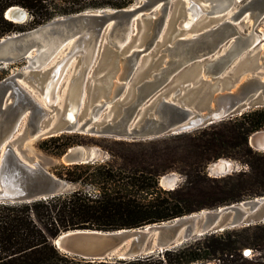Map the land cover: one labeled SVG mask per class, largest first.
I'll return each mask as SVG.
<instances>
[{"label": "water", "instance_id": "95a60500", "mask_svg": "<svg viewBox=\"0 0 264 264\" xmlns=\"http://www.w3.org/2000/svg\"><path fill=\"white\" fill-rule=\"evenodd\" d=\"M140 1L141 4L130 8L63 17L0 40V67L6 68L25 61L28 71L33 74L29 78L36 91L33 94L24 87L28 85V77L25 78L23 73L0 81V203H32L64 195L72 189V184L58 178L40 162L27 157L20 146L12 145L27 112V140L77 133L136 142L185 134L225 119L242 116L253 108L264 107V77L258 74L247 75L235 88L219 91L214 97V107L202 112L185 100L190 83L163 92L179 74L189 68L202 66L206 76L218 79L238 58L258 46H263L264 57L263 40L254 31L242 35L238 28L242 20H253L256 25L264 19V0H251V5L244 12L229 17L213 28L189 37L175 38H172L173 28L185 35L184 32H189L195 26L196 21L189 29L184 24L191 21L189 13L196 3L191 0L194 3L185 7L186 18L176 22L171 11L173 0ZM155 12L157 15H154ZM5 16L16 24H25L28 20V13L21 7L10 8ZM136 31L138 35L146 34L147 38L142 46L127 50ZM71 39L77 40L82 48L83 55L77 58L82 62L83 69L76 79L70 102H67L62 112L57 109L58 103L43 105L52 68L47 69L49 65L34 67L33 57L46 41L69 43ZM103 39L106 40L105 51L114 59L115 64L120 65L118 81L121 83L116 85L108 98L98 100L96 86L88 77L85 104L77 115L71 108L72 104L79 102L87 67L96 45ZM162 41L166 44L159 47ZM155 53L157 56H154ZM164 56L167 61L160 68L159 63ZM147 57L153 58L152 67L149 72L139 74L133 87L134 98L128 106L123 107L121 117L116 121L99 124L109 108L125 100L123 94L127 93L128 85ZM87 101L92 103L90 117L81 123ZM151 101L157 102L154 113L156 117L146 118L138 126V114ZM48 110L57 112L55 122L54 117L48 116ZM18 123L19 127L11 138L6 137ZM261 139L264 140V131L254 133L249 140L251 147L258 152H264V141L261 144ZM96 160L94 150L77 146L70 148L56 161L72 166ZM233 171L234 168L218 173L210 168L214 177H223ZM161 185L166 190H174L179 186V179H175L173 174L167 175L161 178ZM257 224H264V196L137 229L71 230L51 241L61 253L76 260L114 264L161 254L206 236Z\"/></svg>", "mask_w": 264, "mask_h": 264}, {"label": "trees", "instance_id": "16d2710c", "mask_svg": "<svg viewBox=\"0 0 264 264\" xmlns=\"http://www.w3.org/2000/svg\"><path fill=\"white\" fill-rule=\"evenodd\" d=\"M44 1L0 0V40L52 20L58 12H53ZM67 2L79 8L66 9L61 14L80 12L86 6L125 9L133 0ZM12 7L28 10L33 17L32 22L29 25L16 24L6 19V12ZM6 76L5 71H0V81ZM263 130L264 109H258L228 122L219 131L199 138L193 146L197 156L194 171L174 190L160 186L161 178L175 170V157L168 147V139L106 141L111 144L107 161L61 165L52 170L58 178L80 186L79 189L32 203H0V264H113L76 260L61 253L51 240L77 229H137L205 209L263 197L264 155L254 153L249 147L250 137ZM75 140L62 135L51 138L45 145L48 146V142L66 141L58 148H47L49 152L62 156L69 148L80 143ZM240 148H244L250 157L249 172L214 180L205 176V166L225 157L229 150ZM200 161L202 168L198 167ZM85 186L92 187L94 192L85 190ZM257 229L260 226L206 236L171 251L114 264H195L225 261L223 258L226 255L234 259L242 248L264 244L262 237L254 233ZM229 264L234 262L230 261Z\"/></svg>", "mask_w": 264, "mask_h": 264}, {"label": "rangeland", "instance_id": "374dc122", "mask_svg": "<svg viewBox=\"0 0 264 264\" xmlns=\"http://www.w3.org/2000/svg\"><path fill=\"white\" fill-rule=\"evenodd\" d=\"M196 4H198L202 10L203 14L196 20L195 26L189 31L184 32L185 35L181 34L178 30L173 28L172 38L185 36L189 37L192 34L196 32H201L203 30H206L208 28H213L217 24H220L224 21H226L229 17L233 15H239L240 13L244 12V10L251 5V0H193ZM44 3L48 5L53 12H58V14L49 22L45 23L48 24L56 19H60L67 16L76 15L79 13H86V12H107V11H113L118 9L113 8H95L91 6H86L83 8L80 12L70 13V14H61L63 10H68L70 8H79L74 7V3L67 2V0H45ZM85 4V3H83ZM89 4V3H88ZM141 4L140 0H133V3L129 5L127 8L134 7L136 5ZM190 3L185 0H173L171 5V11L173 13V16L175 17V21L178 20H184L186 18L185 14V7L189 6ZM28 13V20L25 23V25H29L33 17L31 13L24 9ZM210 12H214L213 14H208ZM154 15H157V12L154 13ZM175 22V23H176ZM43 24V25H45ZM42 26V25H41ZM39 27V26H38ZM37 28V27H36ZM238 28L240 29V32L242 35H247L251 31H254L258 36L259 39L263 40L264 43V19L261 20L258 24H254L253 20L246 19L242 20L238 24ZM35 28H31L29 30H32ZM147 35H143L142 33L138 35V32L136 31L134 34L133 39L131 40V44L127 47V50H129L131 47L136 48L142 46L143 42L146 40ZM75 39H72L69 41V43L62 48L58 54L51 60L49 66H47V69L52 68V70L56 67V65L59 63V61L62 60L63 57H66V55L69 52L70 45ZM98 52L96 55L95 63L89 73V77H91V83H94L95 89L97 91L95 94L97 95L98 100H101V98H108L115 90L116 85L120 84L121 82L118 81V75L121 73L120 65L115 64L114 59H112L108 53L105 51V44L106 40H100ZM171 42V41H170ZM169 42V43H170ZM166 44L164 41L161 42L160 46H163ZM263 52V46H258L255 50L250 51L246 54H244L242 57L238 58L223 74L221 78L214 79L211 76L205 75V70L202 68V66H196L194 68H189L179 74L172 84H170L163 92H167L168 90L171 91L172 89L176 90L178 87H185L187 84H191L190 90L188 89V95L185 96V100H188V104H192L194 108L199 110L200 112L204 111L205 109L214 107V97L216 94L219 93V91L223 89H230L235 88L247 75L249 74H258L261 77H264V57L262 55ZM154 56H157V53H155ZM156 59V58H154ZM152 60V61H151ZM153 58L147 57L139 67V70L134 75L131 83L128 85L127 93L123 94V98H125L124 101L121 103H118L117 106L109 108L103 115V120L100 121L99 124H103L106 121H116L121 117V111L124 106H128L134 98V92L133 87L136 85V82L138 80L139 74L144 71H150L152 64H153ZM165 61H167V58L164 56L161 59V62L159 63L160 68L165 66ZM74 66L71 68L68 73V76L66 77L65 85L61 89L58 95V107L57 109L62 110V112L65 110L67 101V89L69 88L71 79H74L77 75V72L81 68V62L78 58L74 61ZM153 70V69H152ZM0 71H5L7 73V77H10L14 74H20L23 73L25 75V78L28 77V80L26 81L28 85H24V87L28 90L33 92V94L36 93L34 90V83L32 80H30V76L33 75L30 73L27 69V63L25 61L17 62L13 65H10L6 68L0 67ZM132 86V89L130 88ZM177 86V87H176ZM94 89V90H95ZM186 90V89H185ZM161 92V93H163ZM37 97H39V94H37ZM38 99V98H37ZM43 105L44 102H43ZM92 103L87 101V107L84 114L81 116V123L85 120L89 119V112L91 110ZM264 109V107L259 108ZM157 110V102H150L148 103L143 110L138 114V118L136 120V124L140 126L143 124V121L146 118L150 117H156L154 115L155 111ZM258 110L256 108H253L244 114ZM48 116L54 117L53 122L56 121V113H52V110H48ZM29 115V112H27L24 116L23 121L21 122L20 128L18 132L15 134V138L12 140V145L15 147L20 146L21 150L24 151L25 155L31 159L36 160L37 162H40L44 167L48 168L51 172L54 168L61 166L62 164L57 163V159H59L62 156H57L47 150L48 147L51 148H58L59 146L66 143V141H59V142H48V146L45 145V142L49 141L51 138H38L36 140H27L26 139V133H27V116ZM241 116L234 117L233 119H225L219 122H216L213 125L205 126L198 128L196 130H193L192 132H188L181 135L176 136H168L163 137L159 140L168 139V147L171 149L172 154L174 155L175 159L173 161V165L175 170L170 172L167 175L175 174L177 178L179 179V186L186 181V179L190 176V174L194 171V167L196 166L195 162L197 161L195 150L193 148L194 143L198 142V139L207 136L210 133H213L214 131H219L220 129H223L224 126L228 124L230 121H234L236 118H240ZM264 131V130H263ZM65 136H69L72 138H76V142H80L79 144L72 146H83L88 149L94 150L97 155L96 161H107L109 156V151H111L110 147L111 144H108L106 141L108 140H115L112 138H104V137H98V136H89V135H80L77 133L74 134H64ZM62 136V135H59ZM58 137V136H56ZM79 137V138H77ZM251 138V137H250ZM153 140V141H157ZM250 140V139H249ZM133 142V141H129ZM140 142V141H136ZM110 146V147H109ZM249 147L254 151V153H259L261 155H264V152H258L255 149H253L249 143ZM46 148V150H45ZM116 151L120 150V148H114ZM226 154V153H225ZM222 160H225L227 162H230L233 165L234 171L226 176L223 177H214L210 173V168L213 164L218 163ZM250 157L245 153L244 148H240L237 150H229L228 153L225 155V157H222L221 159L212 162L205 166L203 168L205 176L211 180L214 179H220L231 175H236L240 173L249 172L251 170L249 161ZM199 168H202L201 161L199 163ZM160 186L164 188L161 185L160 180ZM178 186V187H179ZM80 186L78 185H72V189L76 190L79 189ZM85 190L94 192V189L90 186H85ZM255 190V189H253ZM219 208V207H218ZM215 208V209H218ZM206 210V209H205ZM254 226H260V229H257L254 233L258 236L262 237V241H264V224H257ZM248 228V227H245ZM243 228H238L234 230H230L229 232L235 231V230H241ZM228 232V231H226ZM224 232V233H226ZM222 233V234H224ZM253 233H251L252 235ZM221 234H217L215 236H219ZM246 253H250V255H246ZM225 261L220 260H214L211 262H205V263H195V264H229L230 261H233L234 264H264V244L260 246H248L245 248H242L240 252H238V256H236L233 259V256H224ZM228 260V261H227Z\"/></svg>", "mask_w": 264, "mask_h": 264}, {"label": "bare ground", "instance_id": "6f19581e", "mask_svg": "<svg viewBox=\"0 0 264 264\" xmlns=\"http://www.w3.org/2000/svg\"><path fill=\"white\" fill-rule=\"evenodd\" d=\"M188 2L190 3V5L191 3H194L191 0H188ZM202 14H203L202 8L198 4L193 5L192 10L189 13V16L191 17V21L189 23H185L184 27L189 29L192 23L196 21ZM67 44L68 43L66 42H58V41L57 42L56 41L44 42L43 46L39 48V51L33 57V61H34L33 66L34 67H44V66L49 65L51 60H53V58H55L58 52L62 48H64ZM79 45L80 44L78 43V41L74 40L70 45V49L66 57H63L62 60L59 61L56 67L52 70V76L46 85V93L43 99L44 104L58 103L59 92L65 85L66 77L68 76V73H70L69 71L71 70V68H73L75 64L74 63L75 59L83 55L82 48ZM98 47L99 46L96 45L95 50L93 52V56L90 61V64L87 67V70L85 73L86 76H85L84 84L82 87V92L79 98V102L76 104L73 103L72 104L73 107H71L73 111L77 113V115L80 113L81 109L84 107V104H85L86 82H87V78L89 77V73L95 63L96 55L98 52ZM82 69H83V64L81 62V68L77 72L76 77L74 79H71L69 88L67 89V97H66L67 102L68 101L70 102V99L73 95L74 86L76 84V79L79 78ZM71 118H73V114H71ZM18 127H19V123L16 126H14V128L9 132V134L6 135V137L11 138L12 134L18 129ZM263 141L264 140L261 139L260 143L262 144ZM211 167L213 168V171L218 172V173L233 169V165L230 162H227L225 160L215 163ZM173 176L175 177V179H177V176L175 174H173Z\"/></svg>", "mask_w": 264, "mask_h": 264}, {"label": "snow or ice", "instance_id": "6c2138e0", "mask_svg": "<svg viewBox=\"0 0 264 264\" xmlns=\"http://www.w3.org/2000/svg\"><path fill=\"white\" fill-rule=\"evenodd\" d=\"M246 255H250V253H246Z\"/></svg>", "mask_w": 264, "mask_h": 264}]
</instances>
